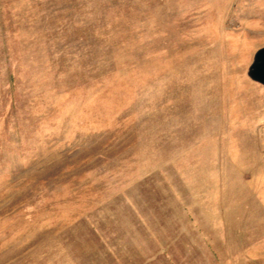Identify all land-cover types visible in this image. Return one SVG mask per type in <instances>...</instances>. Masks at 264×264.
<instances>
[{
	"label": "rangeland",
	"instance_id": "rangeland-1",
	"mask_svg": "<svg viewBox=\"0 0 264 264\" xmlns=\"http://www.w3.org/2000/svg\"><path fill=\"white\" fill-rule=\"evenodd\" d=\"M264 0H0V264H264Z\"/></svg>",
	"mask_w": 264,
	"mask_h": 264
},
{
	"label": "water",
	"instance_id": "water-1",
	"mask_svg": "<svg viewBox=\"0 0 264 264\" xmlns=\"http://www.w3.org/2000/svg\"><path fill=\"white\" fill-rule=\"evenodd\" d=\"M249 76L264 85V47L260 48L255 54V62L251 66Z\"/></svg>",
	"mask_w": 264,
	"mask_h": 264
}]
</instances>
